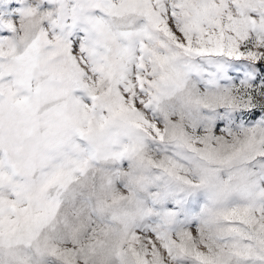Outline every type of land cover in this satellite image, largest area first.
I'll use <instances>...</instances> for the list:
<instances>
[{
  "label": "snow or ice",
  "instance_id": "1",
  "mask_svg": "<svg viewBox=\"0 0 264 264\" xmlns=\"http://www.w3.org/2000/svg\"><path fill=\"white\" fill-rule=\"evenodd\" d=\"M0 264H264V0H0Z\"/></svg>",
  "mask_w": 264,
  "mask_h": 264
}]
</instances>
